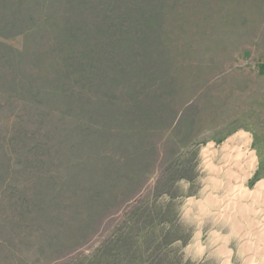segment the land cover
Wrapping results in <instances>:
<instances>
[{"label": "rangeland", "instance_id": "374dc122", "mask_svg": "<svg viewBox=\"0 0 264 264\" xmlns=\"http://www.w3.org/2000/svg\"><path fill=\"white\" fill-rule=\"evenodd\" d=\"M107 1L0 0V264H264V0Z\"/></svg>", "mask_w": 264, "mask_h": 264}, {"label": "trees", "instance_id": "16d2710c", "mask_svg": "<svg viewBox=\"0 0 264 264\" xmlns=\"http://www.w3.org/2000/svg\"><path fill=\"white\" fill-rule=\"evenodd\" d=\"M120 3H121V0H108L106 2V4H104L103 10H104L105 14L108 15V16L106 15L107 19L109 18V15L112 14L113 12H114V15H116V16L111 18L112 15H110L109 20L105 19V22L99 26V30L104 31V32L113 31L114 37L111 39L110 49L116 50V52L118 50V52H121V53L125 52L126 53L130 49H136V48L129 46L130 41H129L128 35H129L130 25L128 22L125 23L123 20V18L125 17V13L120 12V7H119ZM136 10L138 11V9H136ZM0 38L4 39V36H0ZM257 142H258V139L256 137V144H257ZM256 150H258V149L256 148ZM258 153H259V151H258ZM259 155H260L261 164L263 167L264 160L262 159L261 153H259ZM137 204L139 205L140 201L134 203V205H132L131 207L137 206ZM132 221L133 222L135 221L134 217H131L127 222L128 224H126L128 226V228L130 229V231H132V229L134 228V225L133 226L131 225ZM101 255H103V256H101ZM105 255H106L105 252H103L101 254H96L95 257H93V256L88 257L86 264H102L103 261H101V260L105 259V257H104ZM98 256H100V257H98ZM106 261H108V260H105V262Z\"/></svg>", "mask_w": 264, "mask_h": 264}, {"label": "bare ground", "instance_id": "6f19581e", "mask_svg": "<svg viewBox=\"0 0 264 264\" xmlns=\"http://www.w3.org/2000/svg\"><path fill=\"white\" fill-rule=\"evenodd\" d=\"M226 160H227V159H226ZM233 160H234V159H233ZM233 160H231V162H232ZM234 161H235V160H234ZM236 163H238V162H235V164H236ZM244 164H245V163H244ZM237 166H238V165H237ZM227 167H228V166H227ZM262 183H263V182H262ZM225 185H226V184H225ZM262 185H263V184H262ZM258 186H259V185H258ZM258 186H257V187H258ZM263 187H264V185H263ZM259 189H260V188H259ZM260 190H261V189H260ZM258 191H259V190H258ZM252 192H253V191H252ZM259 192H260V191H259ZM262 192H263V191H262ZM251 194H252V193H251ZM260 196H261V195H260ZM254 223H255V222H254ZM242 225H243V224H242ZM257 255H258V254H257ZM252 262H253V261H252Z\"/></svg>", "mask_w": 264, "mask_h": 264}, {"label": "crops", "instance_id": "0c3cea01", "mask_svg": "<svg viewBox=\"0 0 264 264\" xmlns=\"http://www.w3.org/2000/svg\"><path fill=\"white\" fill-rule=\"evenodd\" d=\"M258 183H259V182H258ZM258 183H257V184H258ZM256 186H257V185H256Z\"/></svg>", "mask_w": 264, "mask_h": 264}]
</instances>
